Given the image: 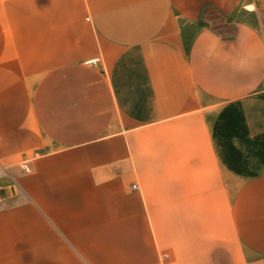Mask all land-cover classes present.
<instances>
[{
  "label": "crops",
  "instance_id": "1",
  "mask_svg": "<svg viewBox=\"0 0 264 264\" xmlns=\"http://www.w3.org/2000/svg\"><path fill=\"white\" fill-rule=\"evenodd\" d=\"M0 264H264V0H0Z\"/></svg>",
  "mask_w": 264,
  "mask_h": 264
},
{
  "label": "built area",
  "instance_id": "2",
  "mask_svg": "<svg viewBox=\"0 0 264 264\" xmlns=\"http://www.w3.org/2000/svg\"><path fill=\"white\" fill-rule=\"evenodd\" d=\"M25 168V170H27V168L26 167H24ZM132 186L134 187V188H136L137 187V185H135V184H132Z\"/></svg>",
  "mask_w": 264,
  "mask_h": 264
}]
</instances>
